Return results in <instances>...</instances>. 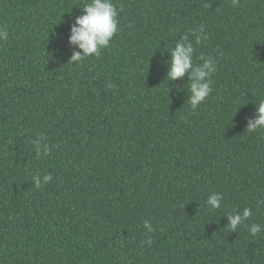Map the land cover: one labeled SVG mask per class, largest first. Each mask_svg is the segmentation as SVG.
Returning <instances> with one entry per match:
<instances>
[{"label":"trees","instance_id":"1","mask_svg":"<svg viewBox=\"0 0 264 264\" xmlns=\"http://www.w3.org/2000/svg\"><path fill=\"white\" fill-rule=\"evenodd\" d=\"M86 2L0 0V264H264L248 228L264 225V130L247 131L264 99V0H113L118 33L73 65ZM200 25L194 63L217 71L193 111L161 50ZM37 174L53 179L36 188ZM244 207L231 232L226 214Z\"/></svg>","mask_w":264,"mask_h":264},{"label":"clouds","instance_id":"2","mask_svg":"<svg viewBox=\"0 0 264 264\" xmlns=\"http://www.w3.org/2000/svg\"><path fill=\"white\" fill-rule=\"evenodd\" d=\"M233 7L239 6V0H231ZM83 14L77 16L71 25V34L69 43L72 46V56L70 62L73 65L82 64L88 58L99 57L101 51L110 45L115 35L119 31L118 16L119 10L113 3V0H88L82 7ZM191 37V38H190ZM9 32L6 27H0V41H7ZM207 37L204 34V26L200 25L198 29L190 30L175 41L174 47L164 48L161 50V56L167 57L164 63L167 66L168 82L183 80L187 75L188 78V102L193 111L207 101L213 91L212 75L217 71L216 60L214 57L200 56L201 63H194L195 45H199ZM107 87L113 88L114 84L108 83ZM183 87H177V91H183ZM256 113L249 118L247 124L248 132H257L264 130V99L256 103ZM43 137L33 141L35 151L38 155L48 156L50 147L44 143ZM51 174L35 175L33 182L36 188L52 181ZM224 197L221 193L213 192L207 198V206L211 211H217L222 207ZM258 205H264V200L258 201ZM251 207L243 209H234L231 213L226 214L228 224L227 228L231 232H237L238 228L245 225L246 221L252 217ZM143 227L147 232L154 231L153 225L147 220ZM249 228V234L256 237L264 233V225L252 223ZM151 239L148 244H151Z\"/></svg>","mask_w":264,"mask_h":264}]
</instances>
